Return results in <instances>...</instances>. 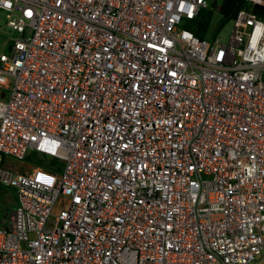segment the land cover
Masks as SVG:
<instances>
[{"label":"built area","instance_id":"1","mask_svg":"<svg viewBox=\"0 0 264 264\" xmlns=\"http://www.w3.org/2000/svg\"><path fill=\"white\" fill-rule=\"evenodd\" d=\"M221 0H0V264H264V14ZM1 163V162H0Z\"/></svg>","mask_w":264,"mask_h":264},{"label":"rangeland","instance_id":"2","mask_svg":"<svg viewBox=\"0 0 264 264\" xmlns=\"http://www.w3.org/2000/svg\"><path fill=\"white\" fill-rule=\"evenodd\" d=\"M219 19H220V14L217 11H214L212 13V17H211L210 23H209V33H211V35L213 34V31H214L215 26H216ZM0 21L2 23L4 21V15H3V11L1 9H0ZM230 29H231V20L229 19V20H226L222 24V26L219 28V30L216 33V35L218 36V38L221 42L226 41L227 35H228ZM16 34L17 33L14 30H11V29L5 27L4 25H2L0 27V52L1 51L6 52L8 50V45L11 43V40L13 39V37L16 36ZM11 160L13 161V163H15V164L10 165L11 168L14 170H20L28 164L29 165L34 164L28 159L20 160V159H16V158H11ZM0 164L4 165V163H0ZM4 188L7 189L9 187H5L2 184H0V223L5 221L6 216L9 213V210L13 206L10 204L11 203L10 200H8L6 198L7 192L4 191Z\"/></svg>","mask_w":264,"mask_h":264},{"label":"trees","instance_id":"3","mask_svg":"<svg viewBox=\"0 0 264 264\" xmlns=\"http://www.w3.org/2000/svg\"><path fill=\"white\" fill-rule=\"evenodd\" d=\"M243 4V0H221V7H220V19L218 20L214 31H218L222 24L232 18L235 14L236 10ZM253 10L259 14H264V10L253 8ZM212 17V10L210 8H202L200 9L196 15L192 18L186 19L182 26L185 28L190 29L197 37L203 38L211 36L209 33V23ZM213 31V32H214ZM38 155L35 151L31 150L27 155L26 159L40 162L38 160Z\"/></svg>","mask_w":264,"mask_h":264},{"label":"crops","instance_id":"4","mask_svg":"<svg viewBox=\"0 0 264 264\" xmlns=\"http://www.w3.org/2000/svg\"><path fill=\"white\" fill-rule=\"evenodd\" d=\"M7 91H8L7 83L1 85V86H0V98H5L6 95H7ZM0 162H1V163H4L5 165H8V166H10V165H12V164H15V163H13V161L11 160L10 157H5V158H3V160H1ZM10 167H11V166H10ZM4 191L7 192V194H6V198H7L8 200H10V202H11L10 204L13 205V204L15 203V197H14L13 190L10 189V188H7V189L4 188ZM9 211H10V210H9ZM8 221H9V220H8V215H7L5 221L2 222V223H0V224H7Z\"/></svg>","mask_w":264,"mask_h":264},{"label":"water","instance_id":"5","mask_svg":"<svg viewBox=\"0 0 264 264\" xmlns=\"http://www.w3.org/2000/svg\"><path fill=\"white\" fill-rule=\"evenodd\" d=\"M253 6H254L255 8H258V9L264 10V5H263V4L253 3Z\"/></svg>","mask_w":264,"mask_h":264}]
</instances>
